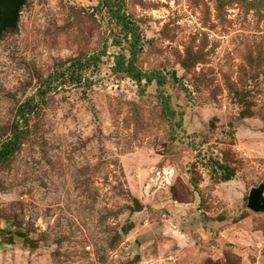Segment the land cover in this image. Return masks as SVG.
Masks as SVG:
<instances>
[{
    "label": "rangeland",
    "instance_id": "374dc122",
    "mask_svg": "<svg viewBox=\"0 0 264 264\" xmlns=\"http://www.w3.org/2000/svg\"><path fill=\"white\" fill-rule=\"evenodd\" d=\"M98 4L24 0L0 35V264H264V0L122 1L174 120Z\"/></svg>",
    "mask_w": 264,
    "mask_h": 264
},
{
    "label": "trees",
    "instance_id": "16d2710c",
    "mask_svg": "<svg viewBox=\"0 0 264 264\" xmlns=\"http://www.w3.org/2000/svg\"><path fill=\"white\" fill-rule=\"evenodd\" d=\"M123 0H99L98 7L104 9L110 15L119 28L122 39L128 44V57L125 55H119L115 58L113 72L116 74H124L130 80L135 82L140 88V93H144V90L151 84H156L158 89V100L161 105L162 111L165 117L169 120H174L176 113L171 107L169 96H167L163 90L166 84V77L159 72H143L136 66L138 55L141 53V42L137 29L134 24L130 21L129 17L125 15ZM229 1H240L245 0H229ZM106 46H103L102 50L98 55H93V59H100L105 55ZM174 79V75H172ZM27 116H29L27 114ZM19 117L23 121H27L26 113L21 111ZM182 118L180 116L178 127H181ZM22 133L20 128L16 126L12 132L11 137L0 146V162L7 161L11 156L18 150L20 145V139ZM221 182H228L233 175V172L229 169L221 168Z\"/></svg>",
    "mask_w": 264,
    "mask_h": 264
},
{
    "label": "water",
    "instance_id": "95a60500",
    "mask_svg": "<svg viewBox=\"0 0 264 264\" xmlns=\"http://www.w3.org/2000/svg\"><path fill=\"white\" fill-rule=\"evenodd\" d=\"M24 0H0V35L8 29H14L17 25L20 9ZM263 189H252L248 196V208L253 212H263L264 205L261 203Z\"/></svg>",
    "mask_w": 264,
    "mask_h": 264
}]
</instances>
